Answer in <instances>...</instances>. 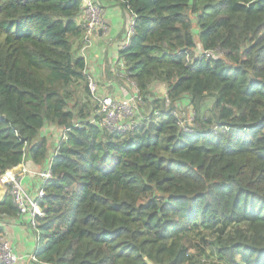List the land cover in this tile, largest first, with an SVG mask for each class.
I'll return each mask as SVG.
<instances>
[{"label": "trees", "instance_id": "16d2710c", "mask_svg": "<svg viewBox=\"0 0 264 264\" xmlns=\"http://www.w3.org/2000/svg\"><path fill=\"white\" fill-rule=\"evenodd\" d=\"M100 1L136 16L118 53L144 102L131 131L93 114L83 0H0V173L41 165L42 128L72 121L29 264H264V0ZM17 215L6 191L0 241Z\"/></svg>", "mask_w": 264, "mask_h": 264}, {"label": "built area", "instance_id": "2783aa9c", "mask_svg": "<svg viewBox=\"0 0 264 264\" xmlns=\"http://www.w3.org/2000/svg\"><path fill=\"white\" fill-rule=\"evenodd\" d=\"M126 9L124 10H126L128 18L125 22L124 35L119 50L129 42L134 34L136 16L128 8ZM78 21L83 27V33L74 42V51L84 60L83 72L88 83L91 101L95 102L96 106L93 114L99 115L101 117L100 123L109 129L118 132L131 131L139 122L138 120L141 121L145 118V115H142L144 102L135 85L129 81L131 85L123 86L116 95L105 92L106 86L98 83L87 60V51L94 42V38L99 32L104 34L108 31L104 19V8L98 3V0H83ZM119 62L123 68V62L120 58ZM182 128L187 132L190 131L189 128L183 126ZM68 129L65 126L62 129L53 125L42 128L41 134L48 138L50 147L47 157L41 165H35L31 160V165H28L29 158L23 157L19 164L0 173V186L4 188V194L8 191L12 202L17 207L16 219L26 224L35 242L32 252L27 256L26 264H29L31 260L36 261L35 252L39 243L37 220L44 217L39 201L45 194V183L52 176L50 161L56 155L60 142L66 138L65 134ZM49 132H55V136L50 138ZM26 176L33 179L32 188H27L24 185L23 180ZM17 261L14 249L2 238L0 241V264H16Z\"/></svg>", "mask_w": 264, "mask_h": 264}, {"label": "crops", "instance_id": "0c3cea01", "mask_svg": "<svg viewBox=\"0 0 264 264\" xmlns=\"http://www.w3.org/2000/svg\"><path fill=\"white\" fill-rule=\"evenodd\" d=\"M99 4L104 8V19L108 31L104 34L99 32L94 38V42L87 51V60L98 83L106 86L105 92L116 95L120 88L131 85L122 72L118 54L128 15L126 10L120 8L114 1H100ZM48 134L50 138L55 136V132ZM28 165H31L30 159H28ZM23 182L27 188L33 187V179L28 176L24 178ZM3 196L4 188L0 186V198ZM2 228L4 237L8 239L9 245L14 248L19 258L17 264H26L27 256L34 248V239L30 229L24 222L16 218L4 219Z\"/></svg>", "mask_w": 264, "mask_h": 264}, {"label": "rangeland", "instance_id": "374dc122", "mask_svg": "<svg viewBox=\"0 0 264 264\" xmlns=\"http://www.w3.org/2000/svg\"><path fill=\"white\" fill-rule=\"evenodd\" d=\"M161 89L162 90H164V86H161ZM212 101H213V99L212 98H206L205 100H203V102H201V104H200V113H202V114H204L207 110H209L210 109V107H211V104H212ZM183 108L182 107H180V108H177V112L179 113V116L180 117H182L183 115L184 116H186V115H188V113L190 112L189 110L188 111H183L182 110ZM190 118V117H189ZM187 124H189V122L187 121ZM205 234H207V233H205ZM212 239V236H210L209 234L206 236V241H207V243L210 241ZM3 241L4 242H7L8 244H9V241H8V239L6 238V237H4L3 238ZM199 244L200 245H202V246H205L206 244H204V242L202 241V240H200L199 241ZM14 249V248H13ZM14 252H15V250H14ZM214 251L212 250V253H213ZM212 253H210V252H205L204 254H202V255H200L199 254V252L198 251H193V254H194V256L195 257H199V258H207L208 260H207V262H208V264H213L215 261L214 260H216V257H214L213 255H212ZM16 254V253H15ZM16 257H17V255H16ZM17 259H19L18 257H17ZM197 264H199L198 262H197Z\"/></svg>", "mask_w": 264, "mask_h": 264}, {"label": "water", "instance_id": "95a60500", "mask_svg": "<svg viewBox=\"0 0 264 264\" xmlns=\"http://www.w3.org/2000/svg\"><path fill=\"white\" fill-rule=\"evenodd\" d=\"M188 3L191 4L192 3V0H188ZM72 125V121L68 122L66 125H65V128H70Z\"/></svg>", "mask_w": 264, "mask_h": 264}, {"label": "bare ground", "instance_id": "6f19581e", "mask_svg": "<svg viewBox=\"0 0 264 264\" xmlns=\"http://www.w3.org/2000/svg\"><path fill=\"white\" fill-rule=\"evenodd\" d=\"M151 263V262H150Z\"/></svg>", "mask_w": 264, "mask_h": 264}]
</instances>
